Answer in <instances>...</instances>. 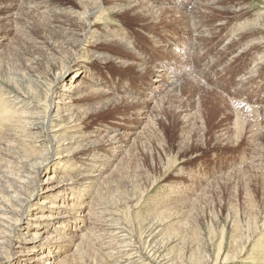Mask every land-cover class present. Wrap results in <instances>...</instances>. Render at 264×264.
<instances>
[{
	"label": "rangeland",
	"instance_id": "374dc122",
	"mask_svg": "<svg viewBox=\"0 0 264 264\" xmlns=\"http://www.w3.org/2000/svg\"><path fill=\"white\" fill-rule=\"evenodd\" d=\"M55 1L65 7L73 4L72 0ZM146 1L155 7L166 5L165 8L174 7L185 12H193L196 4L202 9L209 2ZM236 1L246 4L245 7L250 10L228 17L214 12L193 13L192 18L185 23L154 27L146 25L145 28L134 26L137 20L133 18H117L107 10L99 16H104L101 20L103 24L114 26L113 29L135 38L136 47L141 56H147L148 65L157 61L154 62L155 66L161 64L169 69V74L170 71L177 74L185 70L226 103L223 109L215 108L209 105L208 97L203 96V100L197 101L190 92L182 90L178 94L173 92L175 95L163 92L156 96L158 104L154 107L150 104L142 109L145 113L141 115L124 100L115 101V107L112 105L110 109L92 114L91 109L100 103L84 102L85 99L91 100L90 94L82 97L84 104L78 107L79 113L75 111L70 116L77 121L78 130L85 131L100 123L110 127L116 125L123 135L130 131L135 134L129 136L131 142L124 143L119 152L115 151V163L108 169L106 167L107 171L102 175L104 180H99V184L92 187L91 191L85 187L77 189L80 187L77 183L76 192L55 200V204L73 201L72 204L78 210L74 211L75 222L67 225V228L79 232L82 237L74 242L78 244L76 247L61 245L52 251L54 257L50 259L66 256L67 264H126L132 261L125 256L126 251L133 257L137 255L134 264H264V33L257 34L258 37L243 36L251 28L248 24L264 8L256 0ZM44 2L30 0L29 3H22L21 6H28L35 13L23 15L22 18V14L15 16L16 9L12 10L10 14L14 16L5 24L11 31L6 33L5 46L0 48V99L3 97L7 100L5 109L11 115L9 118L0 115V200L8 195H20L19 191L13 189L19 182L18 173L27 166L37 167L46 152L43 148L36 149L42 144L31 146L24 137L31 134V130L22 125L28 121L22 112L28 113L27 118L31 117L32 105L28 111L19 109L15 115V106L11 105L13 95L20 99L23 97L21 100L29 101L30 104L34 102L33 105L40 108V104L37 105L30 97L28 99L29 87L35 81L44 80V76L51 77L59 72L61 63L69 55V48L62 43L68 18L65 15L68 13L64 10L58 12L59 16L62 15L59 18L53 11L43 13V7L33 9L36 3ZM195 12H198L197 8ZM184 26L187 30H184ZM150 28L158 32L155 41L160 46L162 44L166 51L160 52V46L156 49L148 43L149 39L144 35ZM258 41L262 43L256 45ZM183 47L181 52H176ZM86 56L82 57V64L92 67V71L105 66ZM106 70L108 72L93 73L103 79L106 85L114 87L117 93L114 97L119 94L120 97L129 96L131 90L137 91L135 87L142 85L143 77L137 75L133 67L118 71L108 65ZM46 72H51V75ZM60 86L58 81L56 89ZM36 87L39 88L38 85ZM25 101L24 104H28ZM227 104L244 110L242 113L247 119L243 129L233 124V117L225 114L226 107L229 108ZM7 105L10 107L7 108ZM217 110L218 113H215ZM102 125L99 130L105 129ZM82 156L70 158L67 163L59 165L56 171H52V162L47 173L56 172L62 177L75 176L76 170L84 162ZM50 157L57 156L52 153ZM63 167L72 169L65 171ZM37 171L42 181L46 167ZM26 209L29 207L25 206L23 213ZM82 214H88V217L81 218ZM120 228H125L127 233H120ZM153 229L159 232L151 238ZM68 232L67 229L51 230V234L62 238ZM7 256L8 252L0 249V261Z\"/></svg>",
	"mask_w": 264,
	"mask_h": 264
},
{
	"label": "bare ground",
	"instance_id": "6f19581e",
	"mask_svg": "<svg viewBox=\"0 0 264 264\" xmlns=\"http://www.w3.org/2000/svg\"><path fill=\"white\" fill-rule=\"evenodd\" d=\"M44 1H45L44 3H36V4L34 3L35 5H33V9L36 10L38 8L43 7L42 8L43 13H46L47 11H53L57 15L58 12L61 13V11L63 10L66 13H68L67 15L63 13L68 18L66 19L67 24L65 25L66 27L65 30L63 28L64 33L63 35L61 33L60 34L63 36V40H62L63 45H67L66 48L67 49L69 48L68 50L69 55L66 57V59H64V62L61 63L59 72H55L51 77L44 76L43 78L44 80L35 81V83L31 87H29L28 99L30 97L33 101H36L37 105L38 104L41 105L40 108H38L39 106H34L33 105L34 102H31L30 104L29 101H25L24 99L21 100L23 98L22 96H21L22 98L20 99L18 96L13 95V102H12L13 104L11 103V105L15 106L14 107L15 109L13 110V113L15 115L17 114L19 109L22 110L26 109V111H28L30 109L29 106L32 105L31 117L27 118L28 113L22 112L23 113L22 116L26 117L25 119H28V121L23 122L22 125H24L26 129L28 128L31 130V134H27L24 137L27 140H29L31 146L33 145L34 147H36L38 143L42 144L36 149L43 148L46 152L43 150V152H45V154H43L44 158L40 160L39 164L37 163L38 164L37 167L30 168L29 166H27L20 173H18L19 182L17 185H14L15 188L13 189L19 191L20 195L16 196L17 194H12V195H8V197L6 198L2 197V200H0V249L8 252V256L3 258L0 261V264H5V262H8L7 264H67L66 256L56 257L54 258V260L50 259L53 256L52 251L56 250L58 247H62L61 245L63 246L67 245L69 247L78 246V244L77 243L75 244L74 242L77 240V238H80L82 236L79 234V232L67 228V225H72L75 222L74 211L75 210L77 211L78 209H75L76 207L74 206V204H72L73 201H70L67 204L64 202H58L55 204L54 203L55 200L59 198L64 199L66 198L65 194L70 193L72 195V192H76L75 187L77 183L78 185H80V187H78L77 189L85 187V189H89L91 191L92 187L99 184L98 183L99 180L101 181L104 180L102 175L104 174L105 171H107L106 167L108 169V167H112V165L115 163L116 161L115 153H117L115 151L116 150L118 151L119 148L122 149L124 143L127 144L131 142L132 139H130L129 136L135 134V132L130 131L128 132L127 135H123L122 133H119V127H115L116 125L114 127H110L107 126L108 124L102 125L100 123H96L94 126L91 125L92 128L85 129V131L78 130V128L76 127L77 124H75L77 121L70 116L71 114H74L72 112L75 111L78 112L77 111L79 110L78 107L84 104V102H90L91 104L92 102L100 103V105L93 107V109H91L92 114H96V113H101L106 109H110L109 107H112V105L114 106V103L117 104L115 101L124 100V103L128 104L129 107L132 106V108L135 109L136 111H139V114L141 115L142 113H145L142 109L148 107L150 104L153 105L152 107L158 104L155 98L156 96H159L163 92L165 94L171 92L172 93L175 92L176 94H178L177 92L186 90L187 93L190 92V94H192L197 101L203 100V96L208 97L209 105H214L213 107L215 108H222L223 105H225L226 103L223 100V98H221V96H218L213 92L209 91L208 89H205L203 85H201L199 82H197L192 77H190L189 72H186L185 70H183L182 72H178L177 74H172L171 73L172 71H170L169 74L168 73L169 69H166L161 64L160 66H158L159 64L155 66L156 64H154V62L157 61H153V63L150 62L151 64L148 65L146 60L147 56L145 55L144 57V55L143 56L140 55L137 49L138 46L136 47V41H134L135 38L132 39L126 33L113 29L114 26L112 27L107 24H103L104 22H102L101 20H103L102 18L104 16L100 18L99 16L103 15L107 10L117 18L118 17L122 19L133 18V20H137L134 26L145 28L146 25L149 27H154V26H163L165 24L175 23V22L185 23V21L188 22V20L190 19L193 13L210 14L211 12H214L216 14H221L228 17L239 14L241 12L244 13L246 10H248V8L245 7L246 4H242L236 0L235 1L209 0V2H206L205 6L203 5L204 7L202 9H199L200 5L196 4L193 12H185L183 9H178L174 7L165 8L166 5L165 6L160 5L161 7L158 6L155 7V5L154 6L151 5L152 3L149 4L146 0H104V2L103 0H72L73 4H71V6L69 7L68 6L65 7L62 3L56 2L55 0H44ZM256 1H259V3H261V7L264 8V0H256ZM29 2L30 0H0V48L1 49L3 46H5L3 42L5 41V37L7 35L6 33L10 30L5 27V24L8 22L9 18L11 19L14 16V14L11 15L10 13L12 12V10L16 9L17 12L15 13V16H19L22 14L21 16L23 18V15L25 16L26 14H30L31 12H34L28 6L27 8L21 6L22 3H29ZM104 3L106 7L105 5H103ZM220 6L223 7L220 8ZM196 8L198 12H195ZM257 14H258L257 18L251 21L250 24H248L251 26V28L247 31V34H244L243 36L250 37L252 35H256L258 37L257 34L264 33V9L259 11V13ZM60 17H62V15L59 16V18ZM191 29H194V27ZM184 30H187L185 29V26H184ZM202 31H200L201 34ZM73 32H75V34H73ZM157 33L158 32L155 33V31H153L152 28H150L149 32L144 35V37L149 39L147 40L148 43L151 44L152 47L153 48L155 47L156 49L160 46L159 43L155 41V37ZM256 36H253V38ZM259 43H262V41L260 42L258 41L256 45H258ZM90 47L92 49H90ZM160 48L162 49L160 50V52L166 51L163 50L165 49V47L162 44ZM183 49L184 47L182 49L176 50V52L177 51L181 52ZM237 54L239 53L237 52ZM86 55L90 56L91 59L96 61V63L105 66H102L99 70L96 69V71H92L94 70L92 69V67L90 66L86 67V65L82 64V62H84L82 61V57L85 58L87 57ZM178 60L176 61L179 62ZM262 62L263 61H261V63ZM108 65H111V67L115 68L118 71H121L128 66L133 67L134 71H136L135 73L143 77V78L139 77L142 78L143 80V81L141 80L142 85L141 86L139 85L140 87H135L137 91L131 90L132 94L129 96L124 95L120 97L119 96L120 94L118 93L119 94L118 97H114L115 95H117V93H115L114 87L110 85H106L103 79L99 78L98 76H96V74L93 73V72H101V71L108 72L106 70V67ZM258 65L256 66L257 68ZM157 67H161V68H157ZM46 73L51 75V72H46ZM58 81L61 83V86L60 88L56 89V85ZM66 81L67 83H65ZM35 84L38 85L39 88H37ZM53 88L54 90L55 89L56 90L53 91ZM118 90L120 89L118 88ZM89 94H90L89 98L91 100L88 101L87 99H85L86 101L83 102L82 97H88ZM165 98L166 96L164 97V100ZM5 100L6 99H4L3 97L0 99V104H2L0 109L1 110L0 115L4 116L5 118L7 117L9 118L11 113L6 111L5 109L6 101H7ZM24 101L28 102L29 105L28 104L26 105L29 108L28 107L25 108L23 106L25 105ZM228 106L231 110L226 107L227 112L224 113L230 117H233L232 118L233 124L242 127L243 129V126L247 119L245 113H242L244 110L240 111L241 109L236 108L235 107L236 105L233 106V104L232 106L231 104ZM9 107L7 105V108ZM185 110H182V112H184ZM218 110L215 113H218ZM200 111L202 112V110ZM262 111L264 113V108ZM201 112H198V114L201 115ZM18 116H20V114ZM139 119L142 118L140 117ZM263 120H264V116H263ZM101 125L105 129L99 130V127ZM52 153L53 156L54 154H56L57 157L56 158L50 157ZM78 155H83L81 160H83L84 162L81 165L80 169L76 170L77 171L76 172L77 175L75 174V176L77 177L76 179H73L75 177L74 175L72 176L69 175L70 177L69 176L62 177L55 174L56 172H52L54 170L55 171L58 170L59 165L61 166L62 164L67 163L70 158L77 157ZM52 158L53 160H50ZM52 162H54L53 163L54 167L50 166ZM56 165L58 168L56 167ZM43 166L44 168L46 167V173L44 172V174L46 175L44 179L41 181L38 177L37 170H39ZM50 167L54 169H52L51 171L52 173H47V171L50 170ZM70 169L72 168L66 167L64 170L70 171ZM60 170L63 171L62 169ZM76 180H78V182ZM32 201H34L33 204ZM25 206L29 207V209L28 210L26 209L25 212L23 213L24 211L23 209L25 208ZM83 216L87 218L88 214L80 215L81 218H83ZM56 228L59 230L67 229L69 232L63 238L56 237L55 235L51 234V230H55ZM120 230H121L120 233H124V234L127 233L125 228H120ZM158 232L159 231L155 229V231L151 235V238H153L154 235L157 234ZM125 256H128L132 260L130 262H127L126 264H134L135 262H137L136 260L137 258L136 259L134 258L137 255L133 257V254L127 253L125 251Z\"/></svg>",
	"mask_w": 264,
	"mask_h": 264
}]
</instances>
